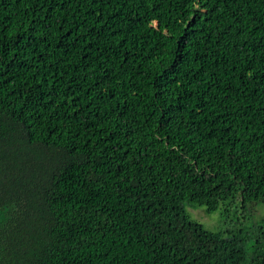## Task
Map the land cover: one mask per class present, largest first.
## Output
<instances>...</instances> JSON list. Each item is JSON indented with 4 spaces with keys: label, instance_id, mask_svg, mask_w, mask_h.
Listing matches in <instances>:
<instances>
[{
    "label": "trees",
    "instance_id": "obj_1",
    "mask_svg": "<svg viewBox=\"0 0 264 264\" xmlns=\"http://www.w3.org/2000/svg\"><path fill=\"white\" fill-rule=\"evenodd\" d=\"M0 264H264V0H0Z\"/></svg>",
    "mask_w": 264,
    "mask_h": 264
},
{
    "label": "rangeland",
    "instance_id": "obj_2",
    "mask_svg": "<svg viewBox=\"0 0 264 264\" xmlns=\"http://www.w3.org/2000/svg\"><path fill=\"white\" fill-rule=\"evenodd\" d=\"M188 213L193 220L200 222L210 230L226 228L231 223L230 219L222 216L220 210L213 214H207L204 208H189Z\"/></svg>",
    "mask_w": 264,
    "mask_h": 264
}]
</instances>
